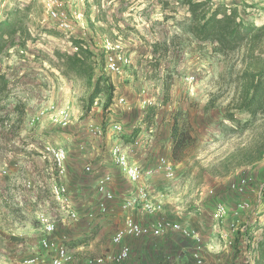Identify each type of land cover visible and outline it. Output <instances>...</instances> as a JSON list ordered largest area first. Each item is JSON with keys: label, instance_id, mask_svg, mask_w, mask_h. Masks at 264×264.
I'll return each mask as SVG.
<instances>
[{"label": "rangeland", "instance_id": "rangeland-1", "mask_svg": "<svg viewBox=\"0 0 264 264\" xmlns=\"http://www.w3.org/2000/svg\"><path fill=\"white\" fill-rule=\"evenodd\" d=\"M54 2L66 14L69 29L49 17L45 0H0V20L13 8H21L30 34L24 47L10 49L0 66L8 77L0 100V168L17 170L12 177L0 175L1 183L7 177L16 179V187L0 189L5 196L0 199V264H22L28 258H23V247H16L23 243L17 241L35 239L32 233L41 227L40 214L57 222L61 210L50 187L58 178L45 147L67 148L73 155L82 132L95 137L89 132L88 120L103 133L108 124L126 118L133 123L144 114L167 120L170 133L176 124L186 143L178 147L174 141L168 156L178 166L171 186L180 185L182 199L176 204L181 210L193 211L237 179L253 178L264 169V156L245 162L257 130L245 124L247 114L234 109L237 96L248 84L245 74L264 68V32L251 59L244 50L223 55L209 44H199L189 31L188 9L179 0ZM229 3L238 7L246 23L264 25V0ZM74 39H81L84 45L88 42L95 56L104 58L102 72L114 87L106 110L105 93L88 107L91 88L75 75L64 77L54 65L55 51L74 53ZM104 40L119 42L129 60L119 74L105 70ZM144 96L155 100L156 111L141 108ZM52 105L67 111L70 122L66 127L52 121ZM35 116L41 117L32 124ZM11 230L17 237H11Z\"/></svg>", "mask_w": 264, "mask_h": 264}, {"label": "crops", "instance_id": "crops-1", "mask_svg": "<svg viewBox=\"0 0 264 264\" xmlns=\"http://www.w3.org/2000/svg\"><path fill=\"white\" fill-rule=\"evenodd\" d=\"M4 61L3 58L0 60V66ZM9 82L12 83L13 80L10 78ZM151 109L156 111L154 107ZM158 117V114L148 117L144 114L142 119L133 120V123L128 118L122 123L118 120V124L122 125L124 130L120 141L133 147L132 142L136 138L148 137L146 130L151 129L153 125L154 132L149 136V143L144 147H133L130 160L143 168H154L158 165L159 159L164 157L172 164L177 176L178 166L171 162L168 156L174 142L167 130L168 121ZM87 122H90L89 127H99L91 120ZM112 125L108 124L100 137L93 138L88 132H82L83 137L79 140L78 136L74 137L77 140L74 154L70 155L68 152L66 174L62 181L67 187L68 198L77 219H70L60 208L61 211L56 216L57 222L53 218L56 230L51 236L56 244L65 247L69 252L71 260L65 264H90L96 258L116 253L119 247L113 244V236L123 227L127 217L144 226L165 221L179 228H167L159 236L125 237L123 243L130 248V255L121 264H196L194 252L198 247L202 264H247V254L251 252L249 251L251 246L248 245H251L252 241L256 244L261 239L260 228L264 224V196L262 201H258V190L264 182V169L254 174L253 183L243 194H238L227 186V189L225 188V191L213 200L204 205L197 204L193 211L180 209L176 204L178 199H182L180 185L179 188L171 186L172 180L157 171L145 182L150 200L161 205L160 211L149 215L140 209H127L123 204L125 198L129 196L131 186L120 175L110 157L111 148L118 142L109 130ZM16 138L15 136L14 139ZM87 165L91 166L90 172L84 170ZM16 171L1 167L0 175L4 173L11 176ZM106 175L112 178L107 190L113 194V199L106 201V212H102L98 208L101 195L96 192V184ZM11 177L5 178V183L0 182V189L3 186L16 187L14 183L16 179ZM4 197L0 190V199ZM200 201L199 199V203ZM219 202L224 204L230 213L217 219L214 217V210L216 203ZM239 203H245L247 207L235 213ZM185 231L190 233L185 234ZM32 234L35 239H19L17 242L23 244L16 247L18 249L23 247V258L41 254L45 259L44 264H50V259L45 258L46 252L37 245V238H41V227ZM10 235L17 237L13 232ZM247 237L249 242L246 241ZM254 261L252 260L253 264Z\"/></svg>", "mask_w": 264, "mask_h": 264}, {"label": "built area", "instance_id": "built-area-1", "mask_svg": "<svg viewBox=\"0 0 264 264\" xmlns=\"http://www.w3.org/2000/svg\"><path fill=\"white\" fill-rule=\"evenodd\" d=\"M47 13L51 19L57 20L59 22V26L65 29H69L70 25L67 20V16L64 12L59 11L55 7L54 0H45ZM102 49L105 53V70L111 74H119L122 71V66L129 63L127 56L122 52V46L119 42H110L108 40H104L102 43ZM84 46V45H83ZM89 48L90 51L95 53L94 48L87 42L84 48ZM73 51L76 52L77 48L73 47ZM143 94L144 91L142 92ZM119 102H123L122 99ZM141 108L145 107H155V100L152 98L144 96V99L140 102ZM50 110L53 111L51 115V119L54 123H58L59 125L66 127L69 121V115L66 110L58 109L54 105L50 107ZM43 112L40 113L43 116ZM41 116H35L31 119V123L34 124L35 121H38ZM153 126V125H152ZM151 126V129L146 130V135L148 137L144 138H136L132 142V146L135 147H144L147 143H149V136L154 132V128ZM155 127V125H154ZM89 130L91 134L95 137H100L103 131L99 127L90 126ZM115 140L118 139V142L114 144V146L110 150V157L112 163L115 165L120 175L127 181V183L131 186V191L129 192L128 198H125L123 207L127 209L136 208L142 210L145 214H154L160 211L161 205L159 203H155L150 200L149 190L146 184V180L150 178L154 173L162 172L168 179H173L175 177V172L173 170L172 164L166 160V158L161 157L158 161V165L154 168H143L136 163L131 162L130 156L132 154V148L129 145L123 144L120 140L123 136V127L120 124H113L109 129ZM108 130V131H109ZM45 151L48 155H50V160L52 161V169L55 170L58 181H54L51 184L50 191L53 197L58 201L60 208L66 212L67 216L72 219H77V214L74 212L70 200L68 198V190L62 179L66 174V162L68 159V152L65 148L58 147L53 148L50 146L45 147ZM86 172L91 171V166L87 165L84 169ZM112 181L111 176L106 175L102 177L98 183L96 184V192L101 195V199L98 203V208L102 212H106V201L113 199V194L107 190L108 184ZM252 178L243 177L239 178L236 181L232 182L229 185V188L238 193L243 194L247 187L252 184ZM210 193H212L210 191ZM264 196V182L260 185L258 190V201H262ZM235 213L239 210L245 209L247 205L245 203H239L237 205ZM230 213L229 209L222 203H216L214 210V217L217 219L223 218ZM234 213V214H235ZM38 221L41 225V233L42 236L39 240V246L42 248L47 256H49L50 264H65L71 260V256L67 249L61 245L56 244L51 239L52 234L56 230V224L52 217H48L45 214H40L38 217ZM178 229L179 227L176 225H171L169 222L159 221L155 224L144 226L137 222H135L131 217H127L124 221L123 227L119 229L115 235L113 236V244L119 247V250L116 253L105 255L104 257L96 258L91 261L90 264H121L125 262L130 255V248L123 243L125 237L132 238H141L144 236H159L161 233L167 229ZM185 234H189L190 232L185 231ZM249 242V238L246 239ZM251 248L248 252V261L247 264H253L252 260L257 257V253L255 251L257 244L250 245ZM200 248L198 247L194 252V258L196 260V264H202L198 252ZM45 259L42 255L36 254L25 258L22 264H44ZM150 264H169V263H150Z\"/></svg>", "mask_w": 264, "mask_h": 264}, {"label": "trees", "instance_id": "trees-1", "mask_svg": "<svg viewBox=\"0 0 264 264\" xmlns=\"http://www.w3.org/2000/svg\"><path fill=\"white\" fill-rule=\"evenodd\" d=\"M179 1L188 9L191 18L189 31L199 44H209L214 52L223 55L244 50L245 57L252 59L255 55L257 40L264 32V25L256 27L254 24L246 23L241 19L238 7L229 3L231 0ZM24 12L25 10L15 7L6 14L4 19L0 20V60L13 47L23 48L25 42L30 39L25 26ZM72 43L77 48L76 52L72 54L54 52L55 67L64 77L71 79L75 75L91 88L88 107L101 93H105L107 97L103 108L106 110L112 103L114 87L110 78L102 72L104 58H97L89 48H84L85 45L81 39H74ZM245 78L248 79V84L237 96L234 109L247 114L249 120H246L245 124H250L257 130L253 139L254 148L245 161L253 163L264 156V68L245 74ZM7 86L6 74L0 71V100ZM229 117L234 119L233 115ZM171 137L178 147L186 143V136L178 132L176 124H173ZM260 229L261 239L256 243L257 257L254 264H264V224Z\"/></svg>", "mask_w": 264, "mask_h": 264}]
</instances>
